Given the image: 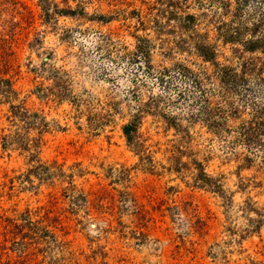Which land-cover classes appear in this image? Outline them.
I'll return each instance as SVG.
<instances>
[{"label": "rangeland", "instance_id": "374dc122", "mask_svg": "<svg viewBox=\"0 0 264 264\" xmlns=\"http://www.w3.org/2000/svg\"><path fill=\"white\" fill-rule=\"evenodd\" d=\"M0 264H264V0H0Z\"/></svg>", "mask_w": 264, "mask_h": 264}, {"label": "trees", "instance_id": "16d2710c", "mask_svg": "<svg viewBox=\"0 0 264 264\" xmlns=\"http://www.w3.org/2000/svg\"><path fill=\"white\" fill-rule=\"evenodd\" d=\"M187 71V70H185ZM168 70L165 69L163 70L162 72H159L160 75V81L163 82V79L165 78L166 74H167ZM169 74V73H168ZM184 93V92H183ZM181 91H180V94L182 95L183 94ZM133 126L132 124H129V125H126L122 128V131L127 139L128 142H130L132 140V137H131V131L132 130Z\"/></svg>", "mask_w": 264, "mask_h": 264}]
</instances>
